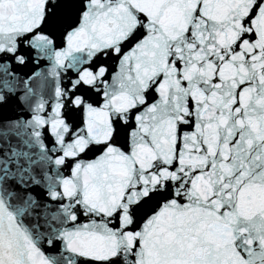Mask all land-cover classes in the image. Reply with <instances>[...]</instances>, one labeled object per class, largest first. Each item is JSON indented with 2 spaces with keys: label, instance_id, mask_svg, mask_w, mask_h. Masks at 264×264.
Returning a JSON list of instances; mask_svg holds the SVG:
<instances>
[{
  "label": "snow or ice",
  "instance_id": "1",
  "mask_svg": "<svg viewBox=\"0 0 264 264\" xmlns=\"http://www.w3.org/2000/svg\"><path fill=\"white\" fill-rule=\"evenodd\" d=\"M0 264H264V0H0Z\"/></svg>",
  "mask_w": 264,
  "mask_h": 264
}]
</instances>
